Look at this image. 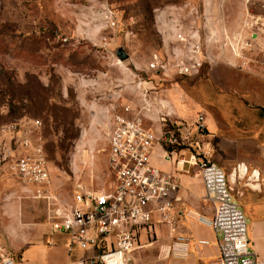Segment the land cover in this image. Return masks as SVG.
Wrapping results in <instances>:
<instances>
[{"label":"rangeland","instance_id":"obj_1","mask_svg":"<svg viewBox=\"0 0 264 264\" xmlns=\"http://www.w3.org/2000/svg\"><path fill=\"white\" fill-rule=\"evenodd\" d=\"M119 48L129 56L124 62L115 57ZM155 56L166 72L150 70ZM190 58L206 65L194 76L179 74ZM126 106L155 136L164 120L188 123L202 114L209 162L226 176L245 164L264 179V0H0V127L41 123L50 187L61 204L76 185L110 188L109 128ZM182 156L154 147L148 163L195 195L199 178L188 152ZM246 184H237L242 198L232 194L244 214ZM48 210L31 188L0 174V256L15 260L27 242L46 239ZM181 223L188 237V221ZM153 230L157 239L128 264L183 263L165 257L167 227Z\"/></svg>","mask_w":264,"mask_h":264},{"label":"built area","instance_id":"obj_2","mask_svg":"<svg viewBox=\"0 0 264 264\" xmlns=\"http://www.w3.org/2000/svg\"><path fill=\"white\" fill-rule=\"evenodd\" d=\"M191 49L193 54L200 51L197 44ZM203 64L205 62L190 58L187 65L179 66V74L194 76ZM167 65L155 56L149 68L163 73L167 71ZM141 87L143 84L139 81L137 88ZM141 98V110L147 113L150 106L144 89ZM204 121V116L197 114L188 123L170 122L171 129L155 136L144 126L139 112L136 114L124 107L121 114L112 116L109 128L107 169L112 179L110 188L86 192L76 185L70 202L63 205L50 187L42 125L39 121L22 119L0 127V174L31 188L33 198L45 202L50 212L47 218L49 233L66 237L69 255L85 254L82 259H70L67 264H128L131 255L144 246L140 244L142 235L148 242L155 240L153 224L165 225L168 229L171 243L165 257L186 262L191 240L177 232L176 224L188 220L213 233L217 256L210 264H264L250 247L246 219L232 199L231 183L224 171L207 158L205 146L210 134ZM154 147L172 157H184L188 152L187 166L196 171L202 183L204 202L212 211L209 217L175 208L179 201L177 178L149 166ZM174 170V173L182 172L177 167ZM194 244L198 247L209 245L203 240ZM0 264L16 263L10 257L0 256Z\"/></svg>","mask_w":264,"mask_h":264},{"label":"crops","instance_id":"obj_3","mask_svg":"<svg viewBox=\"0 0 264 264\" xmlns=\"http://www.w3.org/2000/svg\"><path fill=\"white\" fill-rule=\"evenodd\" d=\"M236 169L238 170V165H236L235 168L231 169L229 174L233 170L235 172ZM253 171H251L250 173L249 171H247V175L251 174ZM236 175L237 176L234 182H231L229 179L228 180L234 189V195H237L239 198H242L243 191L239 189L237 190V184L239 181L242 180L239 178V172ZM228 176L229 175H227V178ZM246 177L243 180L247 181ZM198 183L199 185L198 188L195 189V195L191 194L189 190L187 191L186 189L179 186V190L176 193V197L179 201L175 204V208H182L185 205L188 210L209 217L212 212L211 207L204 202L203 186L200 180H198ZM250 191L251 193H249L246 202H244L246 213H243L246 219L247 238L250 243V247L258 258V260L264 263V194H262L263 190L255 192L250 189ZM181 225H183V223L181 222H178L176 224V229L179 234L183 233ZM182 235H184V233ZM53 236H57L55 240L53 239ZM53 236L50 235L48 230L46 239L40 238L34 241L27 242L23 247L17 250L18 256L15 259V263L67 264L70 259L80 260L85 255L81 252H76L73 255H69L66 249V237L57 234ZM141 238H144L140 239L141 245L148 244V241H146L144 235H142ZM188 238H190L191 240L188 264H210L212 260L215 259V257L217 256V249L214 243V237L211 230L201 227L193 221L188 220ZM156 239L157 238H155V240ZM167 240L169 241L170 246V238L168 237ZM198 240L207 241L209 245L206 247H198L194 244V242ZM142 247L144 246H141V248ZM184 263L185 262L180 264Z\"/></svg>","mask_w":264,"mask_h":264},{"label":"bare ground","instance_id":"obj_4","mask_svg":"<svg viewBox=\"0 0 264 264\" xmlns=\"http://www.w3.org/2000/svg\"><path fill=\"white\" fill-rule=\"evenodd\" d=\"M239 172V178L243 180L247 175V167L245 164H239L238 170L234 172V170L229 174L228 179L231 182L235 181L236 174ZM247 187L255 192L261 191L262 185L264 186V179H260L258 171H253L251 174L247 175Z\"/></svg>","mask_w":264,"mask_h":264},{"label":"water","instance_id":"obj_5","mask_svg":"<svg viewBox=\"0 0 264 264\" xmlns=\"http://www.w3.org/2000/svg\"><path fill=\"white\" fill-rule=\"evenodd\" d=\"M115 57L119 62H124L128 59L129 56L123 48H119L115 51ZM262 112L264 113V108H262Z\"/></svg>","mask_w":264,"mask_h":264},{"label":"trees","instance_id":"obj_6","mask_svg":"<svg viewBox=\"0 0 264 264\" xmlns=\"http://www.w3.org/2000/svg\"><path fill=\"white\" fill-rule=\"evenodd\" d=\"M203 65H206V64H203ZM202 65V67H203ZM201 69V68H200ZM169 129H171V125H170V122H168L167 120H164L163 122V127H162V131L163 132H166L168 131Z\"/></svg>","mask_w":264,"mask_h":264}]
</instances>
